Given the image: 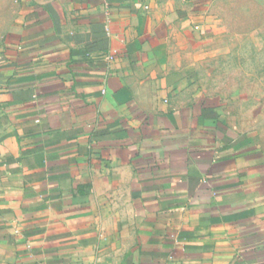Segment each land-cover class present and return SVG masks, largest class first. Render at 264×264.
Returning <instances> with one entry per match:
<instances>
[{"label": "crops", "instance_id": "crops-1", "mask_svg": "<svg viewBox=\"0 0 264 264\" xmlns=\"http://www.w3.org/2000/svg\"><path fill=\"white\" fill-rule=\"evenodd\" d=\"M220 1L0 0V264H264V154L190 66Z\"/></svg>", "mask_w": 264, "mask_h": 264}, {"label": "rangeland", "instance_id": "rangeland-1", "mask_svg": "<svg viewBox=\"0 0 264 264\" xmlns=\"http://www.w3.org/2000/svg\"><path fill=\"white\" fill-rule=\"evenodd\" d=\"M225 31L197 41L190 66L202 93L264 154V0H221ZM205 91V92H203Z\"/></svg>", "mask_w": 264, "mask_h": 264}]
</instances>
